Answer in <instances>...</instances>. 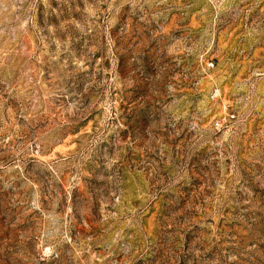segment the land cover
Returning <instances> with one entry per match:
<instances>
[{
	"label": "rangeland",
	"instance_id": "rangeland-1",
	"mask_svg": "<svg viewBox=\"0 0 264 264\" xmlns=\"http://www.w3.org/2000/svg\"><path fill=\"white\" fill-rule=\"evenodd\" d=\"M0 264H264V0H0Z\"/></svg>",
	"mask_w": 264,
	"mask_h": 264
}]
</instances>
